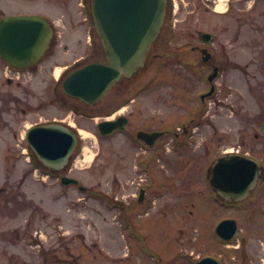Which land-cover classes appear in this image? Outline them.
<instances>
[{
    "label": "rangeland",
    "instance_id": "obj_1",
    "mask_svg": "<svg viewBox=\"0 0 264 264\" xmlns=\"http://www.w3.org/2000/svg\"><path fill=\"white\" fill-rule=\"evenodd\" d=\"M30 1L25 0L26 3ZM17 2L0 0V17L37 11L26 3L17 6ZM167 14L168 33L163 38L170 35V43L160 42L161 45L152 51L154 55L164 56L153 57L146 73L132 84L133 88L146 86L140 100L144 118L160 126L163 96L168 98L173 114L188 98L192 104L199 102V95L206 87L203 78L208 68L200 66L199 78L185 77L182 83L173 74L179 68L174 67L176 62H171L169 55L176 52L180 40L198 39L201 32H208L213 39L222 40L227 49L232 50L230 53L237 62L247 66L246 73L237 72V78H229L233 82L231 86L237 89H228L232 91L230 98L225 100L223 94L219 96L229 104L241 99L245 102L246 107L240 113L247 115L245 142L242 144L238 134L242 124L239 117L236 119L233 111L221 113L214 119H219V127L224 132L219 131L217 135H226L227 141H216L217 135L210 138L213 134L205 135L203 128L199 127L196 130L199 132L200 158L195 155L193 162L186 164L180 161L178 166L183 172L168 170L163 176L164 173L158 170L155 172L157 180L160 182L163 177L167 180L157 186L159 182L154 173H151V183H146L145 175L133 169V155L126 145H122L121 153L117 155L115 150L119 140L100 138L96 122L101 118L96 117L78 126L82 136L80 149L66 174L79 180L88 192L83 193L73 185L61 186L57 178H48L44 173L34 176L37 180L30 177L27 171L31 166L20 157L22 150L28 151V148L21 140L15 143L6 127V139L0 140V187L7 191L3 213L6 217L0 219V264H187L180 257L192 248L197 257L218 254L221 264H247L246 260L260 264V258L264 264V250L257 256L258 238L264 236V186L244 204L223 207L207 189L203 173L215 151L240 149L253 157L264 158L252 138L257 116V63L264 52V0H168ZM61 16L55 14L51 17L58 20ZM75 18L79 23L83 22L81 16ZM86 35L85 29L80 27L59 28L56 31L58 42L52 49L57 56L42 60L37 70L45 71V64L54 63L57 75L76 58L89 55L91 47L85 42ZM65 45L67 50H64ZM45 76L42 73L32 84L38 99L47 102L38 112L41 121L59 118L58 110L62 109L49 106L50 88L46 82L40 81ZM227 80L224 79L226 85L217 86V90L221 89L223 93L229 85ZM244 80L245 88L242 85ZM210 102L212 100H206V104ZM113 103V92H110L96 110L113 117ZM184 107L185 104L180 112L185 115L189 110ZM210 107L209 114L205 112L202 118H211ZM6 119L12 122V116L7 115ZM68 121L77 122L73 115ZM34 122L36 116L25 121L22 128ZM205 136L206 141H203ZM203 144L208 145L209 151L203 148ZM27 155L29 152L25 158ZM162 164L159 160L150 168L154 170ZM196 171L198 174L194 173ZM137 182L146 183V195L142 201L144 204L137 203L135 208L139 195ZM116 200L125 205L127 211L115 208ZM190 211L192 215H189ZM226 216L234 218L241 231L236 242L220 246L214 229Z\"/></svg>",
    "mask_w": 264,
    "mask_h": 264
},
{
    "label": "flooded vegetation",
    "instance_id": "obj_2",
    "mask_svg": "<svg viewBox=\"0 0 264 264\" xmlns=\"http://www.w3.org/2000/svg\"><path fill=\"white\" fill-rule=\"evenodd\" d=\"M19 2L17 6L25 4V0H17ZM14 3V4H17ZM12 4V3H10ZM32 10H37L36 12H30L31 14H39L42 16L49 15L46 17L49 24L52 27L54 34L59 28H68L80 27L81 29H85V35L89 32L91 34L86 35V44L91 47V52L89 55H82L75 60L73 63L66 67L67 70L59 74L58 76L54 75L53 65H46L47 70H32L23 72L21 76L17 79L12 77H7L6 66L7 64L0 58V140H5V128H9V135L14 139L15 143L18 140H23L25 137V133L27 128L34 126L39 123H48L55 122L61 123L65 126H69L78 134L81 135V130L78 126H83L84 122L94 120L95 117L99 118H109L110 115H104L101 112H98L96 108L101 105L104 98L94 106H87L86 104L76 100L69 98L63 94L62 91V83L65 77L69 74V72L77 69L89 62H102L104 61L103 56V48L102 42L98 35L94 30V22L91 21L87 16L91 13L90 10V0H32L30 3H26ZM25 4V5H26ZM29 10V9H28ZM42 11V12H41ZM44 12V13H43ZM55 14H61V19H52L51 16ZM75 16H81L82 21L77 20ZM168 22L164 21L159 36L155 43L152 45L153 48H157L161 45L160 42H166L167 39H164L166 35V31L168 30ZM179 41V40H178ZM182 41V42H181ZM52 46L58 42L57 37L53 36ZM80 45H82V40H80ZM170 43V41L168 42ZM181 43V44H180ZM178 43V47L175 53H171L169 55V60L171 62H176L174 67H178L179 70L173 72L176 77H178L182 83L185 77L199 78L200 72L198 68L202 65L205 68H208V73L204 74L205 76V85H207L204 93L199 95L200 102H194L193 104L190 101V98L186 99L185 102L180 103L181 109H175L174 114L171 113V109H169L168 98L165 96L162 97L163 104L161 119L159 121V125L155 122L152 124L150 119L144 118L143 104L141 103L142 92L146 91V86H140L133 88L132 84L136 82V80L140 79L143 75L142 73L137 75L135 78L131 80H122L120 83L115 85L110 91L113 92L114 98V117L112 119H117L119 116H124L127 121L124 128L121 131H116L112 135L102 137V138H115L118 139V144L116 146L117 155H120L122 145H126L129 153L133 155V169L136 168L140 173L145 175V178L148 179L146 183H151V173L152 169L150 168L152 164L161 160L163 164L160 168H155L153 171H161L163 172V176L170 170L183 172L181 168L178 166L180 161L191 162L195 155L200 158V142L199 132L197 131L199 127L203 128L204 134L207 133L213 134L210 138H214L218 132H224L218 124V120H215L214 117H220L221 113L226 111H233L235 113L236 119L239 117V121L242 123L238 128V134L242 138V144L245 142L247 138V115L240 114L244 107H246L245 102L241 101L233 102L229 104L225 102L230 98L232 91L230 92L228 89H233V91L237 90L234 86H231L233 82L229 80V78H237V72L240 74L246 73V64L237 62L230 52L231 49H227L225 43L219 39H213L209 45H204L201 42V38L198 39H183ZM167 45V44H166ZM166 45H162L163 48ZM151 49V52H152ZM64 50H67V47L64 46ZM208 52L207 61H205V55L203 52ZM51 55H47L46 58H54L55 55L50 50ZM148 55L147 58V66L150 65V57H152V53ZM50 54V53H49ZM151 55V56H150ZM54 56V57H53ZM156 57H163V54H156ZM153 56V57H154ZM50 60V59H49ZM46 61V62H49ZM49 66H51L49 68ZM65 68V69H66ZM258 76H257V116L255 122V133L252 135L253 139L256 143V149L260 155L264 154V134L262 131L264 125V52L261 53L257 63ZM44 73L46 76L45 79H41L40 81L46 82L49 86V92L51 93L50 98L48 100L49 106H58L62 109L58 110L59 118L52 117L51 119L41 121L39 119V110L43 104L47 103L45 101H40L36 94L33 92L34 82H37L39 75ZM215 73V77L212 81H208L209 75ZM33 78V79H32ZM228 78L229 85L225 88L222 93L221 89L217 90V86H225L226 81L224 79ZM219 79L222 81L218 82ZM32 80V81H31ZM208 81V82H207ZM242 85L244 88L246 87V81L244 80ZM108 94V93H107ZM224 95V99H220L219 96ZM206 100H212V102L206 104ZM184 108L189 110L185 115L180 112ZM191 104V105H190ZM212 106L211 118H202L203 114L207 112L209 114L210 110L208 106ZM201 110V112H200ZM232 113V112H231ZM12 116V122L6 119V116ZM76 117L77 122L71 123L68 121L70 116ZM36 116V122L30 123L27 128H22V124L24 125L25 121L28 119H32ZM18 121H17V120ZM207 120L208 123L205 122ZM17 121V122H16ZM203 121V122H202ZM207 127V129H205ZM197 129V130H196ZM237 131V130H236ZM257 132V133H256ZM144 134L150 135L145 136ZM141 139L140 136H143ZM122 138L126 141L125 143ZM206 136L203 138V141H206ZM81 139V138H80ZM216 141H227L226 135L220 134L217 135ZM80 143V141H77ZM218 142V143H219ZM77 143V147L78 144ZM123 143V144H122ZM18 146V145H16ZM203 148L209 151V147L207 144H203ZM15 151V150H14ZM214 152V151H213ZM219 152V151H218ZM215 151V155L213 160L221 154L234 152V150H222L220 153ZM238 153H242L237 151ZM28 153V152H26ZM218 153V154H217ZM246 154V153H243ZM21 159L25 160V157L20 156ZM191 158L186 160L185 158ZM74 159V158H73ZM72 159V160H73ZM172 159H175L172 161ZM29 173L31 174H40V162L38 159L29 151ZM72 162V161H70ZM193 162V161H192ZM259 162L264 167V158H259ZM171 164V166H170ZM71 170V163L67 164V166L63 169H59L57 171H49L53 176L62 175L65 172H69ZM6 171V170H4ZM188 170L187 172H189ZM198 174V171L194 172ZM193 174V173H192ZM144 178V181L146 179ZM166 177L157 183V186L163 185L162 183L166 182ZM145 184H141L139 182L136 185L139 186V190L144 191ZM264 183V180L262 184ZM139 196L136 198L138 200ZM7 205V191L3 187H0V219L6 217L4 213V209ZM117 208L125 209V205L123 206L121 202H117ZM262 235V234H261ZM260 235V236H261ZM259 236V237H260ZM258 250L257 256L261 254V251L264 250V236L260 239L258 238ZM194 248L191 251V255L194 253ZM242 253H245L244 251ZM243 257V256H242ZM194 258H190L187 256V261L189 264H193L192 260ZM260 264H262L263 259L260 258ZM247 264H251L250 260H246ZM195 264V261H194Z\"/></svg>",
    "mask_w": 264,
    "mask_h": 264
},
{
    "label": "water",
    "instance_id": "obj_3",
    "mask_svg": "<svg viewBox=\"0 0 264 264\" xmlns=\"http://www.w3.org/2000/svg\"><path fill=\"white\" fill-rule=\"evenodd\" d=\"M167 0H91L96 32L104 48L105 63H91L71 74L63 83L66 95L88 105L97 103L113 84L130 79L144 69L150 46L159 34ZM52 30L42 17L12 16L0 20V56L8 64L28 68L36 64L49 47ZM202 41L210 43L211 35L203 33ZM215 75H212L213 78ZM123 119L98 125L103 135L123 128ZM264 129V127H263ZM28 144L41 164L48 169L62 167L76 145L68 128L47 124L28 133ZM262 174L260 165L245 156L227 154L217 158L208 173V183L218 197L227 202L245 199L257 186ZM63 183H77L63 178ZM234 220L222 221L217 235L231 241L237 234ZM197 264H217L205 258Z\"/></svg>",
    "mask_w": 264,
    "mask_h": 264
}]
</instances>
